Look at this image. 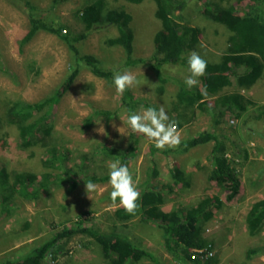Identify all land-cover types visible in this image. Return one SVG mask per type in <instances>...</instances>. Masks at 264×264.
<instances>
[{"label":"rangeland","instance_id":"374dc122","mask_svg":"<svg viewBox=\"0 0 264 264\" xmlns=\"http://www.w3.org/2000/svg\"><path fill=\"white\" fill-rule=\"evenodd\" d=\"M28 1L42 12L47 22L61 25L71 34L84 30L76 13L91 0H66L57 6H52V0ZM186 1V9L175 13L174 18L179 24L197 30L196 46L188 54L196 52L203 59L218 63L221 51L226 48V28L203 17L202 6L212 2L222 8H234L243 15L247 5L253 1ZM107 9H121L131 16L129 27L133 34V56L150 58L154 52L153 36L160 29V23L154 17V2L144 0L139 4H130L121 0H107ZM28 28V15L22 4L16 0H0V169L4 168L8 173H33L39 180L42 172H51L46 169L43 160L48 155L46 149L54 145L63 156L66 152L63 168L68 171L59 173H63L61 177L67 180L61 184L51 183L45 190L39 189L31 198L22 193L15 194L7 212L0 214V261L28 254L51 239L62 227L70 228L82 221L87 228L125 234L155 258L145 257L136 264H178L163 248L161 231L156 225L143 222L140 217L119 222L112 216L113 210L120 206L118 201L113 204L110 199L112 189L108 182V166L116 159L112 155H103L100 150L105 146L126 151L134 137L138 139V147L125 165L132 173L137 189L152 171V165H155L159 174L153 184L160 188L166 183L172 188L169 192L161 189L160 209L163 212L195 206L206 196L217 197L222 205L213 209L211 219L202 229L203 237L213 242L210 256L216 259L215 264H264V225L251 237L245 222L251 205L264 199V175L259 177L257 174L264 165V121L255 119L261 107H264V73L249 90L241 92L237 87H228V92L239 91L245 104L248 100L252 105L246 106L241 118L227 113L215 126L208 111H200L196 106L183 109L176 104L178 87L172 81L163 85L162 92H159V84L148 64L125 67L124 50L109 46L106 42L117 36L115 26L101 25L77 44L80 54L96 57L102 68L114 70L115 73L127 70L136 76L139 84L128 89L136 100L132 113L147 107L163 106L169 119L178 126L181 143L210 129L225 136L228 139V159L239 162L235 168L241 187L232 196L229 184H226V188H220L209 179L212 142L185 152H169L168 155L155 152L152 155L149 148L155 145L143 135L132 132L128 126L129 113L121 106V96L116 93L114 84L94 76L85 66L78 67L79 72L73 83L52 108L45 107L35 114V117H41L38 119L47 128L44 135L50 142L47 148L22 147L16 127L5 119L11 102L37 103L45 100L61 88L76 66L72 52L54 34L38 31L30 41L22 44ZM163 69L165 74L183 83L190 75L188 69L179 66L168 65ZM193 88H201L199 78ZM101 111L106 115L98 114ZM87 119L89 121L85 123ZM101 126L107 135L98 131ZM173 167L182 171L187 185L173 183L169 174ZM73 172L101 178L100 182H95L98 191L86 193V182L76 178ZM58 246L60 250L49 256L54 258V264H110L102 256L100 246L87 235L76 234L60 240ZM248 249H256L258 253L247 259L245 252Z\"/></svg>","mask_w":264,"mask_h":264},{"label":"trees","instance_id":"16d2710c","mask_svg":"<svg viewBox=\"0 0 264 264\" xmlns=\"http://www.w3.org/2000/svg\"><path fill=\"white\" fill-rule=\"evenodd\" d=\"M16 1L20 2L26 9L29 20V28L21 40L22 44L30 41L38 31H46L56 35L67 45L76 62V66L72 68L61 88L54 91L45 100L37 103L21 100L11 102L5 119L8 124L16 127L22 147L42 146L47 148V143H50L44 136L47 128L38 119L41 117L37 118L35 114L45 107L52 108L57 103L60 95L76 78L79 72L78 67L85 66L94 76L113 83V76L116 71L102 68L96 57L80 54L77 47V44L84 41L92 30L101 25L116 27L117 36L109 38L106 42L109 46H118L124 50L125 67L148 64L159 84L157 87L159 92H162L163 85L172 81L178 87L175 95L176 104L183 109L196 106L200 111H208L215 126L220 124L221 119L227 113L236 118H241L246 106L251 104L248 100L245 104L243 96L238 91L223 92V90L230 86H235L239 90H249L262 78L264 73V0H252L253 2L247 5L243 15L237 13L234 8H222L212 2H206L202 6L201 14L203 17L224 26L227 34L224 36L226 48L221 51L220 61L211 63L206 60V73L199 77L200 89H189L185 83L163 72V68L168 65L188 69V53L194 50L197 43V30L194 27L179 24L174 18L175 13L183 12L186 9V0H152L155 5L154 17L159 21L160 29L153 36L154 52L150 58H134L133 34L129 27L131 16L121 9H107V0H91L77 11V18L82 23L84 30L76 34L67 32L61 25L55 26L54 23L47 22L42 16V12L28 0ZM64 1L66 0H52V6H57ZM121 1L139 4L144 0ZM135 101L129 90L121 96V106L127 109L129 114L136 108ZM98 114L106 115V112L101 111ZM255 119L264 121V107H261ZM88 121L87 119L85 123ZM132 139L133 141H130L126 151L103 146L100 152L102 151L103 155L106 156L112 155L114 159H119L121 164L125 165L138 147V139L134 137ZM227 141L225 136L216 133L214 129H210L183 141L175 150H158L154 146L149 149L152 155L155 152L168 155L169 152H185L189 148L212 142L209 156L211 163L208 173L209 179L220 188H226V184H229L233 196L241 187L235 168L239 162H236L235 159H228L226 155L228 151ZM46 150L48 155L44 158L43 164L51 172H42L39 180L33 173L14 171L8 173L4 168L0 169V214L7 212L15 194L22 193L31 198L37 194L39 189L45 190L51 183L61 184L67 180L65 177H61L63 173H59V171L64 173L68 171V169L63 168L66 152L63 156L60 149L54 145H49ZM237 154L235 153V155ZM243 158L245 160L246 154ZM151 170V172L148 170L146 180L138 186L141 197L138 201L140 207L136 214L129 215L122 207H118L113 210L112 216L119 222L140 217L143 222L156 225L161 231L163 248L178 264H215L216 259L213 255L210 256L213 242L203 237L202 229L204 224L211 219L213 209L221 207V201L217 197L206 196L195 206L179 208L165 213L160 209L161 191L169 192L172 188L166 183L162 184L160 188L153 184L159 172L155 165H152ZM72 174L75 175L76 173L73 172ZM169 174L176 185L179 183L187 185V180L179 168L173 167L169 170ZM257 174L259 177L264 175V165ZM75 177L82 178V181L86 183L102 180L94 175L76 174ZM245 222L249 236L253 237L260 231L264 225V199L251 205L246 214ZM82 224V221H78L73 227H62L39 248L23 256L0 261V264H41L42 262L54 264V258L49 256L60 250L59 241L69 239L76 234H83L92 238L100 246L104 259L110 264H136L145 257L155 259L138 243L123 233H105L98 228H87ZM257 253L256 249H248L245 255L249 259Z\"/></svg>","mask_w":264,"mask_h":264},{"label":"clouds","instance_id":"9594fccd","mask_svg":"<svg viewBox=\"0 0 264 264\" xmlns=\"http://www.w3.org/2000/svg\"><path fill=\"white\" fill-rule=\"evenodd\" d=\"M188 75L185 85L191 89L198 84V78L206 73L207 61L198 53L192 52L188 57ZM113 84L118 95L123 94L130 88L139 84L136 76L131 71L117 72L113 76ZM127 112L128 110L125 109ZM127 124L131 131L143 135L157 149L176 148L181 143V133L175 121H171L163 106L159 108L147 107L140 112H133L127 116ZM115 127V125H113ZM120 129V128H118ZM117 129V131H118ZM107 135L103 127L98 130ZM109 184L111 186L110 199L113 204L119 202V206L129 215H135L140 205L138 201L141 193L138 191L133 180V175L126 165L121 164L119 159L109 164ZM85 184V183H84ZM98 191V185L92 181L85 184V192ZM100 191H103L100 189Z\"/></svg>","mask_w":264,"mask_h":264},{"label":"crops","instance_id":"0c3cea01","mask_svg":"<svg viewBox=\"0 0 264 264\" xmlns=\"http://www.w3.org/2000/svg\"><path fill=\"white\" fill-rule=\"evenodd\" d=\"M231 87H235V86H231ZM227 89H228V87L227 88H225L224 90H223V92H228L227 91ZM244 90H241V92H243ZM239 92V91H238ZM241 94V93H240ZM210 98V97H209ZM209 98H207V99H209Z\"/></svg>","mask_w":264,"mask_h":264}]
</instances>
